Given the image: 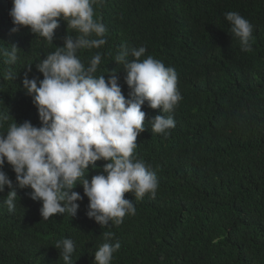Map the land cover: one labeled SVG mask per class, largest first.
<instances>
[{
    "label": "trees",
    "instance_id": "16d2710c",
    "mask_svg": "<svg viewBox=\"0 0 264 264\" xmlns=\"http://www.w3.org/2000/svg\"><path fill=\"white\" fill-rule=\"evenodd\" d=\"M0 264H264V0H0Z\"/></svg>",
    "mask_w": 264,
    "mask_h": 264
},
{
    "label": "clouds",
    "instance_id": "9594fccd",
    "mask_svg": "<svg viewBox=\"0 0 264 264\" xmlns=\"http://www.w3.org/2000/svg\"><path fill=\"white\" fill-rule=\"evenodd\" d=\"M93 170V162L83 161L80 165V174H73V179L70 180L72 182L71 186L57 184L56 181L51 182L50 180L43 184L38 189V194L35 195L37 199L34 203V207L38 219L42 212L48 214L51 218H56L61 214L70 217L68 213L74 212L72 210L75 206H89L93 200H107L110 202L108 195H100L99 190L101 187H96L95 189L93 185L90 184L89 177ZM53 210H57V215L55 217L50 215ZM109 212L110 211H108L107 214ZM30 221L38 222L34 218Z\"/></svg>",
    "mask_w": 264,
    "mask_h": 264
}]
</instances>
